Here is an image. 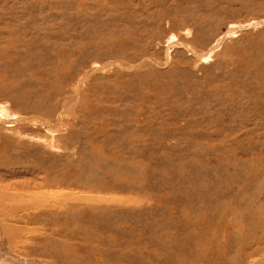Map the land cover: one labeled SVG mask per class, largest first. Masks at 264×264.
<instances>
[{
	"label": "rangeland",
	"instance_id": "obj_1",
	"mask_svg": "<svg viewBox=\"0 0 264 264\" xmlns=\"http://www.w3.org/2000/svg\"><path fill=\"white\" fill-rule=\"evenodd\" d=\"M0 264H264V0H0Z\"/></svg>",
	"mask_w": 264,
	"mask_h": 264
}]
</instances>
